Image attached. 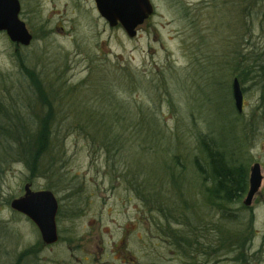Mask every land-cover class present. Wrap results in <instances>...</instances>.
I'll use <instances>...</instances> for the list:
<instances>
[{
    "label": "rangeland",
    "instance_id": "rangeland-1",
    "mask_svg": "<svg viewBox=\"0 0 264 264\" xmlns=\"http://www.w3.org/2000/svg\"><path fill=\"white\" fill-rule=\"evenodd\" d=\"M150 1L154 12L134 37L120 25L110 27L94 0H19L31 43L17 45L0 32V264H264L263 92L250 78L240 82L237 117L230 72L215 79V50L233 51L238 41L243 53L264 51V0L251 8L241 0ZM20 59L62 93L79 87L93 63L130 68L140 82L120 97L139 124L135 139L122 144L112 162L104 150L92 149L79 130L87 119L107 129L112 117L110 108L94 109L79 90L65 95L68 110L56 119L51 145L33 160L32 174L25 157L35 153V116L46 111ZM140 129L156 133H143L142 140ZM197 131L229 142L249 170L260 164L263 179L251 205H243L244 195L228 206L233 214L222 215L204 203L193 162ZM174 156L182 167L174 166ZM28 182L58 200L52 245L10 208ZM236 226L251 229L240 256L216 241Z\"/></svg>",
    "mask_w": 264,
    "mask_h": 264
},
{
    "label": "trees",
    "instance_id": "trees-1",
    "mask_svg": "<svg viewBox=\"0 0 264 264\" xmlns=\"http://www.w3.org/2000/svg\"><path fill=\"white\" fill-rule=\"evenodd\" d=\"M241 2L251 8L255 0H241ZM234 47H236V49L229 52L225 50L223 52H217L215 50V79L218 74L222 77L225 73V71H223L224 69L230 72L229 75L232 76V78L236 77L239 83L250 78L260 85L263 92L262 98L264 99V59L261 57L264 55V51L255 52L246 49L243 53L241 52V48L243 47L238 41ZM19 61L20 69L24 71V74L30 79L34 91L41 94V101L46 111L43 113L44 115L37 114L35 116H39V119H37L40 124V127L37 129V137L34 135L36 141L35 153L30 154V156H28V154L25 157L26 159L24 158L25 164L29 166L31 173L35 170L33 169L34 165H36L34 161L37 159H34L36 157L38 158L42 152L46 153L51 145L56 119L58 116L62 117L65 110H68L64 105L65 95L75 94L79 90H82L79 92L80 97L92 99L95 102L97 108L94 109L107 110V107L110 108L108 111H110L112 117L113 125L107 129L94 128L95 125L92 126V119H87V126H83L86 127V129L79 130V133L86 134V139L89 141L92 149L104 150L109 161L112 162L114 161V157L119 154L122 144L126 141L131 142L135 139L134 134L137 133L136 128L139 124L132 118L133 113L131 105L120 97L121 93H133L139 84L138 82H140V80L134 79V72L130 68L118 67L115 65L110 66L107 65L108 63L106 61H101L100 63L96 62L97 64L93 63V68L90 69L88 76L79 84V87H71L68 89L69 93H62L63 90H61L57 82H49L46 85L45 81L39 79L41 76H39L37 72L33 69L26 68L22 59ZM84 84L87 86L86 89L83 88ZM71 102L72 100L69 101L70 105ZM62 105L64 107H62ZM231 113L236 114L237 117L242 113L236 110L234 102L231 105ZM102 120L103 118L99 120V122ZM132 126H135V128H131ZM87 127L90 128L87 129ZM125 127L130 128L126 129ZM142 131V129L139 130L142 140L145 139L142 137L143 133L146 138L147 135L150 136V133L153 135L154 132L156 133V130L150 131L147 129L145 132ZM195 137L198 151L197 154L194 155V171H196L195 173L201 178L204 203L220 210L222 215L226 214V212L233 214L228 210V206L234 202H240L241 198L244 196L247 189L249 168L242 162L240 151L231 148L233 145H230L229 142L215 139L213 135L199 131H197ZM13 140L14 142L20 141V139L14 135ZM154 140L156 141V138H154ZM24 142L27 143V141ZM29 143L30 141L27 143V146L29 150H31ZM17 145H20V143H17ZM237 149L239 148L237 147ZM21 151L23 150H20V152ZM31 151H27V153ZM20 152L18 156L21 159ZM174 163V166H183L182 160L179 157L177 158L174 156ZM131 180L134 181L133 178H131ZM145 190L147 191V189L143 191ZM146 194L148 195L150 193L146 192ZM238 226L232 229L229 228L225 235L220 232L216 241L221 249H226L228 252L232 251L233 254L240 256L244 255V251L247 249V242L251 236V229L249 230L247 226L241 229Z\"/></svg>",
    "mask_w": 264,
    "mask_h": 264
},
{
    "label": "water",
    "instance_id": "water-1",
    "mask_svg": "<svg viewBox=\"0 0 264 264\" xmlns=\"http://www.w3.org/2000/svg\"><path fill=\"white\" fill-rule=\"evenodd\" d=\"M99 15L110 27L120 25L128 37H134L137 27L142 25L154 12L150 0H94ZM19 0H0V32L4 31L10 41L27 46L33 36L19 17ZM231 94L236 110L243 108V92L239 80L232 79ZM260 164L255 162L248 175V190L243 199L245 206L251 205L255 193L262 183ZM24 193L10 201V208L27 218L37 227L44 244L57 242L56 213L58 202L50 190L33 191L30 184L24 185Z\"/></svg>",
    "mask_w": 264,
    "mask_h": 264
},
{
    "label": "flooded vegetation",
    "instance_id": "flooded-vegetation-1",
    "mask_svg": "<svg viewBox=\"0 0 264 264\" xmlns=\"http://www.w3.org/2000/svg\"><path fill=\"white\" fill-rule=\"evenodd\" d=\"M21 10V9H20ZM20 13V12H19ZM134 182H136V180H134ZM25 184H30V187H31V183L30 182H28V183H25ZM24 184V185H25ZM248 185H249V183H247V189H246V191H245V194H246V192H247V190H248ZM32 189V188H31ZM33 190V189H32ZM39 190H50V189H45V188H43V189H35V190H33V191H39ZM51 191V190H50ZM54 194V193H53ZM244 194V195H245ZM23 195V193L21 194V195H19L18 197H20V196H22ZM55 196V195H54ZM57 202H58V200H57ZM44 244V243H43ZM44 245H47V244H44ZM52 245V244H51Z\"/></svg>",
    "mask_w": 264,
    "mask_h": 264
}]
</instances>
